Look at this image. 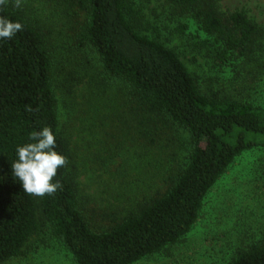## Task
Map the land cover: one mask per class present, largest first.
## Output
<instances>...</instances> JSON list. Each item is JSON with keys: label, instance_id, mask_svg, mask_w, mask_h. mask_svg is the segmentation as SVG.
<instances>
[{"label": "trees", "instance_id": "trees-1", "mask_svg": "<svg viewBox=\"0 0 264 264\" xmlns=\"http://www.w3.org/2000/svg\"><path fill=\"white\" fill-rule=\"evenodd\" d=\"M45 1L52 8L49 30L67 33L60 43L27 15L28 1L0 5V17L22 24L12 39L0 40V264L24 257L32 239L50 238L76 264H136L183 239L235 159L264 148V103L252 93L264 75V26L244 10L222 11L218 0ZM146 1L154 4L151 18ZM164 16L192 21L202 36H190L180 22L164 37ZM174 34L207 60L214 74L207 91L172 45ZM68 50L81 57L70 62ZM79 85L82 103L73 90ZM62 106L66 117L91 111L93 128L112 118L107 113L119 118L127 143L116 144L123 162L112 176L125 177L126 165L151 180L111 215L80 199ZM43 126L52 128L67 163L54 177L60 188L36 196L23 190L11 164L16 146ZM108 140L104 133L102 144ZM104 148L112 155L99 159L108 167L115 153ZM222 264H264V241Z\"/></svg>", "mask_w": 264, "mask_h": 264}, {"label": "rangeland", "instance_id": "rangeland-1", "mask_svg": "<svg viewBox=\"0 0 264 264\" xmlns=\"http://www.w3.org/2000/svg\"><path fill=\"white\" fill-rule=\"evenodd\" d=\"M23 1H28L30 5L27 15L33 21H39L43 28L46 27L45 32L50 31L49 28L52 27L51 24L53 23L51 3L45 0ZM143 3L148 5L144 10L150 17L154 4L147 1ZM218 3L222 11L244 10L250 19L264 26V0H218ZM168 17L172 16L169 15ZM167 18L164 16L161 20L163 23L160 31L164 37L169 36L171 28L178 26L180 22L189 25L187 33L190 36H202L197 25L192 21L186 19L169 20ZM164 27L167 29L165 30ZM58 29L59 27L55 30ZM46 34L48 36V33ZM180 36L174 34L170 37L174 40L172 45L180 47L181 58L191 71L198 75L202 88L207 91L210 76L214 74L207 65V60L189 47L187 36V39ZM54 37H58V42H54L60 43L61 38L67 37V33L64 31L60 35L59 32L58 34L51 32V39ZM58 49L61 48L58 47ZM87 54L92 58L90 53ZM66 57L71 62L80 58L81 55L68 50ZM61 60L58 59V66H60ZM70 62L67 63L68 70L72 69ZM224 76V78L228 77ZM262 77L256 80L253 85L255 91H252L259 103H264V75ZM73 90H76L78 102L82 103L83 96L86 95L84 85H79ZM239 98L244 97L239 95ZM81 108H86V106L83 104ZM62 110L61 125H63L64 133L70 140L72 159L75 167H77L75 172H78L76 179L80 199L86 207L98 208L100 213L105 212L111 215L113 210L118 209V206L127 203L132 190L134 191L133 194H138V190L139 194L142 193L146 189L145 185L151 180L147 178L146 174H143L145 172H140V168L139 170L134 168L132 170L126 165L123 166V168L128 169L124 173L125 177L123 175L118 178L112 176V174L116 175L117 168L123 162V158L119 156L122 154V149L116 144L127 143L122 133V130H125L123 128L125 125L114 114L107 113L112 118L104 119V126L99 122L96 124V128H93V120L90 116L93 113L91 111L90 113L86 112L87 114L75 113L66 117L64 106H62ZM113 118L115 123H112ZM104 133L109 139L105 145L102 144ZM104 146L113 149L115 153L114 163H110L108 167H105L99 159L100 157L108 158L112 155L111 151L104 155ZM137 178L140 182H136ZM142 178L147 181L142 182ZM122 181H127V183ZM137 184L139 185L138 188ZM116 193L119 195L115 196ZM263 241L264 148L257 147L245 151L230 165L207 195L197 223L183 239L167 247L162 253L136 264H222L233 258L240 248L252 242ZM6 264L76 263L59 240L50 238L46 243L32 239L24 257Z\"/></svg>", "mask_w": 264, "mask_h": 264}, {"label": "clouds", "instance_id": "clouds-1", "mask_svg": "<svg viewBox=\"0 0 264 264\" xmlns=\"http://www.w3.org/2000/svg\"><path fill=\"white\" fill-rule=\"evenodd\" d=\"M5 3L6 0H0V5ZM20 3L21 0H16L17 7ZM21 30V23L0 17V40L12 39ZM29 141L16 146L12 174L25 192L36 196L52 194L61 186L54 177L58 168L66 165V157L56 150V135L50 126L31 133Z\"/></svg>", "mask_w": 264, "mask_h": 264}]
</instances>
